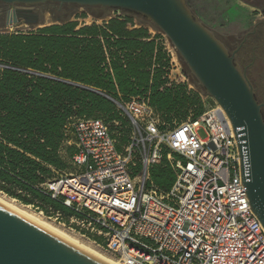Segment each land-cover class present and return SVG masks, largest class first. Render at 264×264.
<instances>
[{
  "label": "built area",
  "instance_id": "built-area-1",
  "mask_svg": "<svg viewBox=\"0 0 264 264\" xmlns=\"http://www.w3.org/2000/svg\"><path fill=\"white\" fill-rule=\"evenodd\" d=\"M117 105L130 120L128 143L119 150L101 118H75L64 129L69 170L39 186L71 214L30 207L120 264H264V227L242 181L246 153L221 106L168 127L148 93ZM165 155L167 190L150 176Z\"/></svg>",
  "mask_w": 264,
  "mask_h": 264
},
{
  "label": "trees",
  "instance_id": "trees-1",
  "mask_svg": "<svg viewBox=\"0 0 264 264\" xmlns=\"http://www.w3.org/2000/svg\"><path fill=\"white\" fill-rule=\"evenodd\" d=\"M95 18L102 24L77 28L78 21L61 16L36 32L0 34V190L25 204L50 206L66 215L70 211L39 186L53 177L50 167H64L61 151L69 166L74 146L65 143L64 129L73 119H116L129 126V118L106 97L122 102L117 92L122 100L148 93L149 104L167 125L185 120L196 105L184 85L165 86L167 55L162 43L148 40L144 25L128 29L133 22L127 12ZM201 113L197 109L192 114ZM128 141L123 134L117 148ZM150 176L161 189L170 187L174 173L165 157Z\"/></svg>",
  "mask_w": 264,
  "mask_h": 264
},
{
  "label": "water",
  "instance_id": "water-1",
  "mask_svg": "<svg viewBox=\"0 0 264 264\" xmlns=\"http://www.w3.org/2000/svg\"><path fill=\"white\" fill-rule=\"evenodd\" d=\"M8 4L99 6L133 13L157 27L181 62L224 110L238 151H245L248 174L242 176L252 211L264 227V116L252 87L233 55L191 13L184 0H0ZM50 13L51 10L47 9ZM40 15L10 11L5 25L36 24ZM116 104L117 101L106 96ZM0 264H107L59 239L0 203Z\"/></svg>",
  "mask_w": 264,
  "mask_h": 264
},
{
  "label": "rangeland",
  "instance_id": "rangeland-1",
  "mask_svg": "<svg viewBox=\"0 0 264 264\" xmlns=\"http://www.w3.org/2000/svg\"><path fill=\"white\" fill-rule=\"evenodd\" d=\"M186 6L191 11L192 14L196 16L198 21L203 24L210 32L221 38H227L228 35H234V37L241 38L245 31L251 28L254 19L258 18L257 13L259 11H254L251 5H248L247 0H184ZM46 6L51 7L50 13L47 9H42L40 14L39 22L36 24H26L24 21L18 24L2 25L0 26V34L11 35L14 33H29L36 32L39 28L47 25L56 23L55 18L61 16H70L71 20L78 21L79 25L82 23H102V19L95 18L98 15H105L106 18L124 16V11H117L111 8H103L99 6L84 7L79 5H69L66 9H58L57 5L52 2H46ZM264 6V4L262 5ZM92 13L94 15H92ZM130 16L133 24L144 25L154 32V35L159 38V42L163 44L164 52L167 55L165 65L162 68V76L165 77L167 81H171L174 85H184L185 90L190 92V95L194 97L195 106L189 109V114L193 113L197 109H201L202 112L207 110L213 105V99L204 93L202 87L198 84L196 79L189 73L187 69H184V65L179 59L176 50L172 47L165 35L158 29H154L150 26L146 19L139 17L133 13L127 12ZM264 14V12H263ZM141 22V23H140ZM167 49L174 53V57L171 61V56L167 52ZM168 53V54H167ZM189 87V90H188ZM117 109L118 105L115 103ZM123 115V114H122ZM123 117V116H122ZM108 125L115 134H117V139H119L123 134H127L129 137L131 134V126H126L121 122V120H108ZM169 124L168 127H171ZM198 134L201 137H205V132L203 129H199ZM123 147V146H122ZM167 149L164 148V154L167 153ZM61 155L65 159V164L63 168H51L52 176L55 175L56 171H68L70 166L66 167L67 159L65 158V152L61 151ZM166 160V155H165ZM162 161V160H161ZM160 161V162H161ZM166 163V161H165ZM169 166V165H168ZM173 172V168L169 166ZM16 193H20L19 189L14 190ZM23 193V192H22ZM0 197L6 200H14L15 204L24 206L25 210L39 212V210L30 207V204H25L18 198L11 197L5 192L0 190ZM26 206V207H25ZM44 217V216H43ZM47 221L55 226L65 230L70 235L79 238L82 242L94 247L86 239L81 238L75 233H72L62 226L58 225L51 219L44 217ZM96 248V247H94ZM97 249V248H96ZM99 250V249H98ZM101 251V250H100ZM103 252V251H102ZM105 255H109L103 252ZM110 256V255H109Z\"/></svg>",
  "mask_w": 264,
  "mask_h": 264
},
{
  "label": "flooded vegetation",
  "instance_id": "flooded-vegetation-1",
  "mask_svg": "<svg viewBox=\"0 0 264 264\" xmlns=\"http://www.w3.org/2000/svg\"><path fill=\"white\" fill-rule=\"evenodd\" d=\"M53 3V2H52ZM254 11H259L257 19H254L250 29L244 32L243 36L235 38L234 35H228L227 38L216 36L227 50L229 55L234 56L242 74L247 78L252 87L256 101L261 105V112L264 116V0H247ZM58 9H66L69 4H59ZM42 9H50L45 4H8L0 1V26L5 24L10 11H30L31 13L41 14Z\"/></svg>",
  "mask_w": 264,
  "mask_h": 264
},
{
  "label": "bare ground",
  "instance_id": "bare-ground-1",
  "mask_svg": "<svg viewBox=\"0 0 264 264\" xmlns=\"http://www.w3.org/2000/svg\"><path fill=\"white\" fill-rule=\"evenodd\" d=\"M0 203L4 206L12 209L13 211L21 214L31 222L35 223L39 227L58 237L59 239L65 241L66 243L72 245L73 247L79 249L80 251L100 260L107 264H120L116 259L109 255H105L102 251L82 242L79 238L70 235L65 230L53 225L47 221L41 212H33L24 209V206L15 204L14 200H6L0 197ZM26 207V206H25ZM89 242V241H88ZM90 243V242H89ZM91 244V243H90Z\"/></svg>",
  "mask_w": 264,
  "mask_h": 264
},
{
  "label": "crops",
  "instance_id": "crops-1",
  "mask_svg": "<svg viewBox=\"0 0 264 264\" xmlns=\"http://www.w3.org/2000/svg\"><path fill=\"white\" fill-rule=\"evenodd\" d=\"M86 24V23H85ZM98 24V23H97ZM102 24V23H101ZM80 26H82V24H80L77 28H79ZM142 25L141 24H139V25H136V24H128V26H127V28L128 29H134V28H139V27H141ZM145 28H147V30H148V33H149V35H150V38H148V40H151V39H154L155 40V43H159V38H155L154 36V32L153 31H151V29L150 28H148V27H146V26H144ZM161 43V42H160ZM155 51L156 50H154V56H155ZM153 68L155 67V64H153V66H152ZM173 85V86H172ZM165 86L166 87H170V86H172V87H175V85L174 84H172L171 83V81H168V82H166V84H165ZM160 91H162L163 90V86H160L159 88H158ZM188 90H189V87H188ZM187 93H188V91H187ZM117 94L119 95V98H120V100L122 101V93H120V92H117ZM140 94V93H139ZM138 95V94H137ZM137 95H134V96H137ZM134 96H129V97H134ZM172 125L173 124H175V123H178V122H176L175 120H173L172 122ZM171 125V126H172Z\"/></svg>",
  "mask_w": 264,
  "mask_h": 264
}]
</instances>
